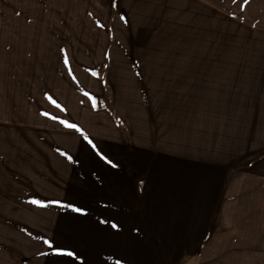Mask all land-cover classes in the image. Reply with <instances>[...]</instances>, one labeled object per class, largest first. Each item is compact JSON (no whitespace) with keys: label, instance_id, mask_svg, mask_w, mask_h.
I'll use <instances>...</instances> for the list:
<instances>
[{"label":"crops","instance_id":"obj_1","mask_svg":"<svg viewBox=\"0 0 264 264\" xmlns=\"http://www.w3.org/2000/svg\"><path fill=\"white\" fill-rule=\"evenodd\" d=\"M39 1L0 33L8 106L37 107L0 117L2 233L34 235L12 264H237L264 239V0ZM94 10L98 37L68 32Z\"/></svg>","mask_w":264,"mask_h":264},{"label":"rangeland","instance_id":"obj_2","mask_svg":"<svg viewBox=\"0 0 264 264\" xmlns=\"http://www.w3.org/2000/svg\"><path fill=\"white\" fill-rule=\"evenodd\" d=\"M46 1V0H45ZM45 1L40 2L39 3L41 5H45ZM30 0H0V33H8L9 30H17V32H19V28L21 27H14V26H8L5 25L4 21H7L6 19H20L22 17L27 18L29 13H30ZM33 3V2H32ZM51 6V0H49V2H47L46 7L50 8ZM46 12V10H45ZM91 17L90 19H86L85 21V25H80L78 23L77 20L74 21L73 25L69 26V31L71 33H88L91 34L92 36L98 37L100 34V30H99V20H98V11L94 10L91 11ZM48 16L46 18H51V14L50 11L48 12ZM50 19V20H51ZM87 20H89L87 22ZM89 24V25H88ZM50 29V27H49ZM59 30L60 32L66 31L67 32V26H59ZM98 39V38H97ZM98 44V42H97ZM1 60V59H0ZM98 59H96L95 57H93L92 61L95 62ZM83 61V60H82ZM100 68H97V72H99ZM7 77V78H5ZM12 77H15V79L18 80V74H2L0 73V80H7L9 81ZM12 80V79H11ZM0 85H3L2 82H0ZM14 90L8 89V90H4V89H0V117H3V114L6 113V119L9 120V122L6 120L4 122H6L7 128L11 129V128H15V127H21L24 128L25 126H27L29 129L34 127V125H36V122L33 120L34 117V113L36 111V106L34 105V103L36 102V98L33 97V99L29 98V106L27 107H20L18 105H13V106H8V101L12 100V97L10 96L11 93ZM34 92V91H33ZM93 97V103L95 104V107L97 108V110H94L93 116H95V120H93L92 122L87 123L89 126H93V129L97 130L101 135L102 138L109 140V142L111 144H117L118 143V139L120 138L119 135L123 134L122 132V128L121 125L119 123H115V120L113 119V117L111 116V114L109 112H106L105 110H103V107L105 106V101L107 100L106 96L102 97V98H97V96L92 95ZM41 100V99H40ZM30 103L32 104V106L30 105ZM7 105V106H6ZM33 113V114H32ZM8 116V117H7ZM94 119V117H92ZM33 120V121H32ZM2 128L3 124H0ZM57 189V188H54ZM2 219H0L1 221ZM11 221V219H10ZM5 224L3 223V225L0 223V264H3V262L5 264H12L15 263L13 262L11 259L14 258V255L18 252L16 250H14L13 248L9 249L10 251H8L7 246L8 244L5 243H10L11 239L8 240L7 242L4 241L3 238H14L15 240H17L18 242H22V243H31L29 236H34V235H24L21 233H15L12 232L10 234L8 233H2L3 232V226ZM19 224L16 225V227L13 229V231H16L17 229H19L18 226ZM5 238V239H6ZM264 238V237H263ZM264 239L260 242H251V244H247V246L249 247L248 250H238L235 251L236 254H239V257H237V259L235 260L237 264H264ZM44 249V248H42ZM41 252V251H40ZM142 252V251H141ZM158 255H159V259L156 264H175V262L177 261V259L185 252V251H164L163 249H159L157 250ZM166 252V253H165ZM171 257V258H170ZM177 257V258H176ZM4 260V261H1ZM185 261V260H184ZM183 261V262H184ZM187 261V260H186ZM52 264V263H50ZM199 264V263H196Z\"/></svg>","mask_w":264,"mask_h":264},{"label":"snow or ice","instance_id":"obj_3","mask_svg":"<svg viewBox=\"0 0 264 264\" xmlns=\"http://www.w3.org/2000/svg\"><path fill=\"white\" fill-rule=\"evenodd\" d=\"M93 75H96V73H93ZM45 115H47V113H45ZM63 123L67 124V126L69 128H72V129H75L76 131H81V134L83 135V132L81 129H79V127L76 125V124H72V123H68L66 121H62ZM85 139H88L87 136L84 137ZM90 144L92 143L91 140L88 141ZM93 147H95V145H93ZM69 159H71V157H69ZM109 163H111V161H109ZM33 203H37L39 204L40 202L39 201H33ZM76 211H81L80 209H76ZM116 225H113V227H115ZM57 251L59 252L60 250L57 249ZM61 254H64V255H68V256H72L73 253L72 252H65V253H61Z\"/></svg>","mask_w":264,"mask_h":264}]
</instances>
